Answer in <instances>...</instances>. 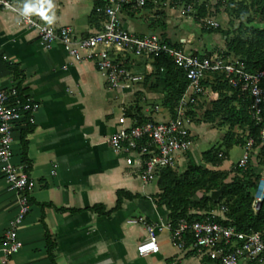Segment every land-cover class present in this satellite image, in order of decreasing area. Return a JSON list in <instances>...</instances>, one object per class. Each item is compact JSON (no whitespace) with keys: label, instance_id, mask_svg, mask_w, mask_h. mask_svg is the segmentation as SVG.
<instances>
[{"label":"crops","instance_id":"obj_1","mask_svg":"<svg viewBox=\"0 0 264 264\" xmlns=\"http://www.w3.org/2000/svg\"><path fill=\"white\" fill-rule=\"evenodd\" d=\"M14 1L24 13L26 6L32 8L27 13L42 25L69 27L78 38L103 27L104 18L95 11L105 0ZM178 10L174 0H154L143 11L126 14L124 25L137 36L156 33L187 53H216L225 37L220 44L203 45L195 32L203 27ZM145 64L132 56L128 61L129 67ZM13 87L39 110L33 125L20 124L14 133V162L29 166L34 188L31 212L19 228L23 247L12 264H206L177 248L168 228L156 234L158 254L140 257L137 252L149 240L147 226L168 224L169 212L157 206V183L144 184L139 170L127 166V157L116 154L109 140L133 127L139 110L155 122L169 119L153 110L163 97L150 84L110 88L94 62L76 61L59 43L46 50L35 30L0 8V88ZM209 93L198 104L208 102ZM17 209V196L0 165V245Z\"/></svg>","mask_w":264,"mask_h":264},{"label":"built area","instance_id":"obj_2","mask_svg":"<svg viewBox=\"0 0 264 264\" xmlns=\"http://www.w3.org/2000/svg\"><path fill=\"white\" fill-rule=\"evenodd\" d=\"M154 0H105V5L96 8V14L104 18L99 32L78 38L69 27L56 29L42 25L31 13L16 8L14 0H0V8L10 10L18 17V24L35 30L46 50L56 43L61 44L65 52L76 61L94 62L98 71L106 76L112 89L131 87L142 83L145 77L153 73L152 59L167 55L181 69L189 82L183 94L175 116L169 114L164 121H148L142 125L121 129L114 134L109 144L116 154H124L126 164L140 172L144 184L157 182L159 171L171 169L183 172L186 169V153L191 151L193 143L192 129L196 125L190 113L197 112L200 98L206 93L203 82L211 79L212 74H225L228 84L234 90L248 95L251 101L250 112L257 126H262L260 137L264 141V70L250 73L237 58H224L218 53L210 56H195L176 48L156 33L137 36L124 25V16L133 11H143ZM206 0H192L191 3L178 5L181 17L194 16L198 19V6ZM209 3V0H208ZM208 13L199 23L206 29H217L219 21L214 18L215 7L207 5ZM145 60L144 67L128 66L130 57ZM39 105L28 95H21L17 88H0V165L4 181L17 196V214L4 234L0 245L1 264H12L23 244L19 239V228L31 212V195L34 184L29 174V166L14 162V133L18 125L26 127L34 124ZM153 110L158 112V106ZM169 113V112H168ZM254 140L246 138L245 154L234 169L248 168L253 157ZM222 157V156H221ZM253 190L252 208L255 214L258 204L264 202V169ZM227 208L204 215L202 220L188 222L181 219L174 228L166 225L147 226L149 240L141 243L137 252L140 257L158 254L160 249L156 240L157 232L168 228L174 245L182 251L190 252L212 264H264V233L238 232L226 224ZM218 219V220H217ZM135 223V222H131ZM187 238L191 243H187Z\"/></svg>","mask_w":264,"mask_h":264},{"label":"trees","instance_id":"obj_3","mask_svg":"<svg viewBox=\"0 0 264 264\" xmlns=\"http://www.w3.org/2000/svg\"><path fill=\"white\" fill-rule=\"evenodd\" d=\"M165 1L161 0V2ZM174 1L178 5L192 2V0ZM221 1L223 0H219L215 6L217 12L220 9ZM207 5H209L208 0L197 7L198 22L199 19L207 15ZM250 8L255 9V14L264 17V0H254ZM250 8L242 2L237 3L231 0L230 10L236 17L248 15ZM253 22L254 20H250L251 25ZM238 30L245 37L236 36L231 40L227 39L226 52L220 55L224 58L239 59L250 73L264 70V29H256L251 26L243 31V26H240ZM202 32L204 34L220 33L205 28L202 29ZM176 48L180 49L179 47ZM211 54L206 53L207 56ZM193 55L201 56L198 53ZM151 63L154 69L153 73L145 77L142 84H150L149 89L163 97L161 105L171 116H175V109L189 85L186 75L165 54L153 58ZM202 84L206 91L209 90L217 95V99L212 102V107L201 116H198L196 112L190 113V116L195 121L206 124L213 125L220 122V125H226L228 132L223 140L225 151L218 148L203 153L202 164H198L189 152L185 155L186 169L183 172H174L168 168L160 170L156 182L161 192L157 196V206L166 208L174 228L181 219L188 222L202 220L205 218L204 215L219 211L222 206H225L227 208L225 214L228 220L227 225L235 227L238 232L242 233H264V202L257 214L252 208L253 190L260 177V171L264 169V141L260 137L262 126H257L252 119L251 101L248 95L232 89L225 74H212L211 79L205 80ZM197 107L195 108L197 109ZM135 118L134 126L152 121L150 117L144 115L142 110H139ZM247 137L254 140V153L246 170L236 168L234 170L235 176L229 178L228 174L214 172L203 166L218 168L226 162L228 151L233 147H245ZM216 192H221L218 200L213 199V194ZM120 202L121 199L119 198V205ZM100 208L96 207L94 210L100 213ZM187 243H191L190 238H187ZM203 261L206 264H212L207 259Z\"/></svg>","mask_w":264,"mask_h":264},{"label":"rangeland","instance_id":"obj_4","mask_svg":"<svg viewBox=\"0 0 264 264\" xmlns=\"http://www.w3.org/2000/svg\"><path fill=\"white\" fill-rule=\"evenodd\" d=\"M219 0H209L210 5L215 7L218 4ZM234 2L240 3L242 2L244 5L248 6L249 8L254 3V0H234ZM231 0H223L220 2V9L217 12L215 8V12L212 16L216 18L219 23L220 27L217 29H212L213 31H219L220 33L214 34H204L199 28H195L196 35L202 36V43L207 47H210L211 43L220 44L223 37H225L224 43L221 44V47H215L214 51L219 54H223L226 52V41L227 39L231 40L236 36H243V33H239V27L243 26V31L246 28H250L253 26L256 29H264V17L255 14V9L250 8V12L248 15H242L240 17H236L232 14L230 10ZM250 20H254L253 24H250ZM206 29V28H205ZM199 43V42H198ZM210 92V91H209ZM217 97V95H215ZM208 102L205 101L204 104H199L197 107L198 116H201L206 110L212 107V102L215 101L214 93H209L207 95ZM160 110V113L169 117L168 111L161 105L156 104ZM197 116V117H198ZM200 118V117H199ZM196 126L192 129L193 135L195 137L193 150H194V158L197 160L198 164H202L201 155L209 150L222 148L223 147V140L228 132V127L226 125H220V122L216 124H206L201 121H195ZM245 154V149L240 146H235L233 149L228 151V158L226 162L220 165L218 168H212L207 165H203L206 168L214 172H219L222 174H228L230 177L233 178L235 176L234 167L238 165L239 161Z\"/></svg>","mask_w":264,"mask_h":264},{"label":"water","instance_id":"obj_5","mask_svg":"<svg viewBox=\"0 0 264 264\" xmlns=\"http://www.w3.org/2000/svg\"><path fill=\"white\" fill-rule=\"evenodd\" d=\"M220 195H221V192H216V193H214V194H213V199H214V200H218V198H219ZM261 207H262V204H258V205H257V209H258V211H260Z\"/></svg>","mask_w":264,"mask_h":264},{"label":"clouds","instance_id":"obj_6","mask_svg":"<svg viewBox=\"0 0 264 264\" xmlns=\"http://www.w3.org/2000/svg\"><path fill=\"white\" fill-rule=\"evenodd\" d=\"M32 10H33L32 8L27 7V6H26V8H25V12H26V13L29 12V11H32Z\"/></svg>","mask_w":264,"mask_h":264}]
</instances>
